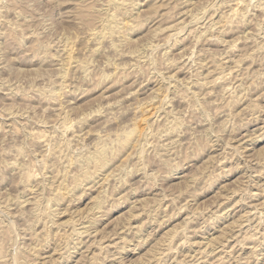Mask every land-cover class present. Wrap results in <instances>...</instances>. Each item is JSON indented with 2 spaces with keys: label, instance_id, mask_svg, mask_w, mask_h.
Listing matches in <instances>:
<instances>
[{
  "label": "rangeland",
  "instance_id": "1",
  "mask_svg": "<svg viewBox=\"0 0 264 264\" xmlns=\"http://www.w3.org/2000/svg\"><path fill=\"white\" fill-rule=\"evenodd\" d=\"M115 2L0 0V264H264V0Z\"/></svg>",
  "mask_w": 264,
  "mask_h": 264
},
{
  "label": "bare ground",
  "instance_id": "2",
  "mask_svg": "<svg viewBox=\"0 0 264 264\" xmlns=\"http://www.w3.org/2000/svg\"><path fill=\"white\" fill-rule=\"evenodd\" d=\"M114 2H115V0H113ZM118 2L120 1V5H123L125 2L124 1H126V0H124V1H121V0H117ZM117 2V3H118ZM124 2V3H123ZM116 3V2H115ZM118 4V5H119ZM242 5H241V3L239 2V1H235L234 3H232V5H230V13H229V15H230V17H232V16H234V15H236V14H238V12H239V10H240V7H241ZM259 7L262 9V11L264 12V2L263 3H260L259 4ZM259 8V9H260ZM127 12V11H126ZM126 14V13H125ZM181 14V13H180ZM109 15V14H108ZM112 15V14H111ZM110 16V15H109ZM242 16H243V14H242ZM112 17V16H111ZM110 17V18H111ZM113 18V17H112ZM114 19V18H113ZM226 19V18H225ZM225 19H224V21H225ZM107 20V19H106ZM109 20H111V19H109ZM111 21H113V20H111ZM220 22V21H219ZM226 22V21H225ZM225 22H222V24L220 25V27L221 28H225V25H226V23ZM107 24V25H106ZM105 24V26H108V25H110L111 26V24L112 23H106ZM113 25V24H112ZM171 26V25H170ZM115 27V26H114ZM114 27H112V29L114 28ZM172 27V26H171ZM16 28V27H15ZM18 28V27H17ZM106 28V27H105ZM110 27H108L107 29H109ZM166 28V27H165ZM111 29V30H112ZM115 29V28H114ZM111 32V31H110ZM100 33V34H99ZM105 32H93V35L95 36H99V38H104L105 37ZM36 41V40H35ZM35 43V42H34ZM33 47H34V44L32 45ZM66 60H67V62H68V64H72V63H74V64H77V66L79 65V62L78 61H74L71 57H70V55L68 54V55H66ZM67 70V69H66ZM217 79H220V80H225L226 81V79H227V73H221V75L220 76H217ZM216 78H215V81L217 80ZM203 84H205L204 82H203ZM224 87V86H223ZM225 88V87H224ZM226 90V89H225ZM227 90H228V88H227ZM59 92V91H58ZM64 124H66V123H64ZM68 128V127H67ZM133 130V129H132ZM132 130H129L130 132L132 131ZM41 132H43V131H41ZM128 132V131H127ZM34 133V132H33ZM32 133V134H33ZM129 133V132H128ZM132 133V132H131ZM30 134V133H29ZM36 135H37V133H35ZM126 135H127V133H126ZM33 136H35V135H33ZM128 136H129V134H128ZM35 138V137H34ZM36 138H37V140H39V141H41V142H44L45 140V134L44 133H40L39 132V134L36 136ZM46 138H48V137H46ZM96 150H97V148H96ZM100 150H102L101 148H100ZM99 149H98V151H100ZM103 151V150H102ZM101 151V152H102ZM97 154L99 153L100 154V152H96ZM95 156V155H94ZM101 156V155H100ZM99 156V157H100ZM96 157V156H95ZM98 157V156H97ZM99 159V158H98ZM32 160V159H31ZM33 161H34V158H33ZM24 168V167H23ZM22 168V169H23ZM24 170V169H23ZM23 170H21V171H23ZM26 170V169H25ZM24 170V171H25ZM24 173V172H23ZM27 172H25V174H26ZM28 174V173H27ZM26 176L25 178L26 179H23V180H25V190L28 192V194L29 193H33V191H32V183H30V182H32V180L30 181V179H32L31 177H30V179H29V176L27 177V175H24V174H21V176ZM20 178H22V177H20ZM22 180V179H21ZM75 180V179H74ZM103 180V179H102ZM99 183V182H98ZM264 189V188H263ZM253 197V196H252ZM231 200V199H230ZM237 201H238V199H237ZM258 204V203H257ZM233 205V204H232ZM256 205V204H255ZM260 206V205H259ZM263 208V207H262ZM220 212V211H219ZM262 214V213H261ZM220 215V214H219ZM222 215V214H221ZM256 216V215H255ZM221 217V216H220ZM248 220V219H247ZM261 221V220H260ZM236 244V243H235ZM75 245H76V243H75Z\"/></svg>",
  "mask_w": 264,
  "mask_h": 264
}]
</instances>
